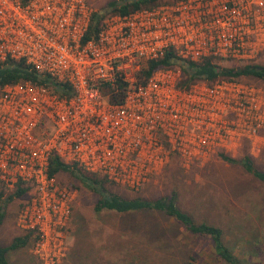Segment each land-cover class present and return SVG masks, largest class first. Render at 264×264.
<instances>
[{
	"label": "built area",
	"instance_id": "1",
	"mask_svg": "<svg viewBox=\"0 0 264 264\" xmlns=\"http://www.w3.org/2000/svg\"><path fill=\"white\" fill-rule=\"evenodd\" d=\"M92 0H0V62L24 60L73 95L29 83L0 89V183L29 189L18 226L35 237L40 264L67 251L71 194L49 177L50 159L75 164L114 185L138 190L171 155L185 165L243 145L264 147V90L234 81L177 88L179 70H160L144 84L143 64L173 51L249 63L264 52V0H179L126 16L107 17L82 44ZM128 83L121 104L101 85Z\"/></svg>",
	"mask_w": 264,
	"mask_h": 264
},
{
	"label": "rangeland",
	"instance_id": "2",
	"mask_svg": "<svg viewBox=\"0 0 264 264\" xmlns=\"http://www.w3.org/2000/svg\"><path fill=\"white\" fill-rule=\"evenodd\" d=\"M110 1L92 0V4L96 11H102ZM259 64L264 65V59ZM246 81L264 90V83ZM218 154L189 166L171 156L162 171L142 188L129 190L107 185V190L125 199L157 200L176 195L178 207L196 222H207L223 231V239L235 256L246 259V264H264V185L240 165L229 164ZM248 155L264 171V147L258 153L248 148ZM57 182L71 194L67 251L58 264H183L193 247L195 264H215L207 242L186 238L164 216L96 213L98 195L67 173L58 174ZM14 190L0 183V213L4 214L0 246H8L14 238L28 233L17 223L28 193L7 202ZM34 242L32 238L25 248L9 251L10 262L40 264L33 252Z\"/></svg>",
	"mask_w": 264,
	"mask_h": 264
},
{
	"label": "trees",
	"instance_id": "3",
	"mask_svg": "<svg viewBox=\"0 0 264 264\" xmlns=\"http://www.w3.org/2000/svg\"><path fill=\"white\" fill-rule=\"evenodd\" d=\"M28 1L29 0H20V3L26 5ZM174 2L169 3L166 0H112L107 3L102 11L97 10L93 12L88 30L82 39V44L97 35L103 21L109 16H126L139 10H151L161 5ZM260 59H264V52L249 63L233 61H227L225 63L219 58H207L200 63H193L179 58L173 51H167L161 58L145 62L140 71L136 74V80L137 84H144L157 71L172 69L180 71V79L177 84V88L179 89H188L190 86L197 83L213 85L219 81H234L258 88L259 86L248 84L246 80L253 79L264 83V65L259 64ZM174 60H180L187 64L189 71L182 65L174 63ZM24 83L45 87L63 98H69L73 95L71 87L68 84L57 82L49 76L37 73L35 69L31 65L26 64L24 60L7 59L4 62H0V89L6 85ZM127 90L128 83L121 78H118L113 85L100 86L101 95L111 104H121ZM237 155H239V157L241 156V158L236 159V157L234 158L223 153L218 154L223 161L232 165H240L256 181L264 185V171L259 170L255 166L248 155L247 145L244 144ZM60 173L69 174L74 180L99 196L94 207V212L96 213L106 211L120 215H133L139 213L162 215L168 222L176 226L177 229L180 230V234L186 238L207 242L210 247L209 253L211 261L215 264H246V259H239L227 246L223 239V231L219 227L207 222H196L190 214L178 207L176 195L157 200H148L140 197L125 199L107 190V185L114 186V184L109 182L106 178L86 173L77 165L65 164L58 157L53 156L49 163V177H54L57 181V175ZM28 191L29 189L23 187L22 184H17L14 192L8 196L7 202L21 199ZM3 218L4 214L0 213V225ZM32 238L35 239L33 233L28 232L24 236L14 238L8 246H0V264H12L8 258L9 251L25 248ZM188 252V260L183 264H195V247L190 248Z\"/></svg>",
	"mask_w": 264,
	"mask_h": 264
},
{
	"label": "water",
	"instance_id": "4",
	"mask_svg": "<svg viewBox=\"0 0 264 264\" xmlns=\"http://www.w3.org/2000/svg\"><path fill=\"white\" fill-rule=\"evenodd\" d=\"M174 63H176L178 65H182L187 71H189L188 70V65L185 64V63H183L182 61H180V60H174Z\"/></svg>",
	"mask_w": 264,
	"mask_h": 264
}]
</instances>
